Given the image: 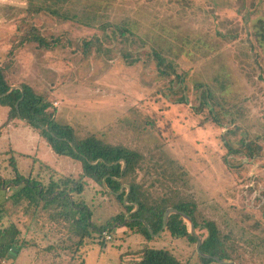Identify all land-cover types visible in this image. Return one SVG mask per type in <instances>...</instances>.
I'll use <instances>...</instances> for the list:
<instances>
[{"label": "rangeland", "instance_id": "374dc122", "mask_svg": "<svg viewBox=\"0 0 264 264\" xmlns=\"http://www.w3.org/2000/svg\"><path fill=\"white\" fill-rule=\"evenodd\" d=\"M260 19L264 0H0V62L11 64L13 86L44 96L56 123L71 127L78 140L95 136L135 155L127 186L139 183L152 202L214 220L222 236L233 238L228 249L242 257L239 264H264ZM120 30L125 37L112 36ZM37 34L59 45L47 50L26 39ZM154 51L172 64L169 72L158 69ZM206 94L210 106L202 103ZM7 115L0 103L2 180L15 178L14 167L25 180L44 183L54 172L80 177V163L56 154L28 122L1 128ZM249 144L255 153L247 152ZM91 186L83 200L75 195L91 213L85 237L77 236L83 225L75 235L67 233L68 222H57L65 230L53 222L58 235L41 243L46 252L35 261L22 255L18 264H117L121 252L144 245L167 249L185 264H217L201 261L196 244L168 231L148 239L117 223L112 233H100L121 207ZM13 187H0V225L11 216ZM197 233L208 236L202 226ZM18 254L10 251L6 264H17Z\"/></svg>", "mask_w": 264, "mask_h": 264}, {"label": "trees", "instance_id": "16d2710c", "mask_svg": "<svg viewBox=\"0 0 264 264\" xmlns=\"http://www.w3.org/2000/svg\"><path fill=\"white\" fill-rule=\"evenodd\" d=\"M56 1L60 2L62 0ZM52 14L58 15L57 12H52ZM72 19H76V16H73ZM257 29L256 32L259 42L261 45H264V19L259 20ZM127 32L126 30H120L116 35L113 33L112 36H116V39L118 35L125 37ZM26 39L29 41L35 40L40 44L41 48L47 50L57 48L59 45V40L55 39L51 42H47L46 39L39 34L32 35ZM154 52V58L156 59L158 69L163 73L169 72V70L173 68L172 64L162 56V53ZM127 57H131V55H126V58ZM135 62L136 60L132 57L128 61L130 64H134ZM5 63L6 61L3 63L0 62V96L9 92L10 88L14 85L9 81L7 76L11 64ZM20 87L23 92L21 89H16L0 98V103L6 105L8 108L7 120L1 128H6L13 122L19 121L18 116L20 115L23 120H27L28 124L35 128L38 134L47 141L56 154L66 155L78 161L81 165L82 172L78 179H74L70 175L65 177L60 176L54 172L50 181L44 183L41 181V177L37 180H25V177L21 176L17 172L16 167H14V179L7 181L0 178V187L2 186L3 189L8 187L9 184H12L14 189L17 188L16 192L9 197L12 200L11 216L8 220H3V222H1L2 225H0V264L7 261L10 257V251L19 249L20 247V230L17 224H15L14 217L12 216L18 209H22L25 215L30 211L32 212V215L28 217L30 222L25 225V229L42 230L44 234L41 237L42 239H40L41 241H37V244L36 240L23 239L21 243L22 248H35L37 245L39 248L41 243H46L47 245H44L48 246L49 240L51 239L50 236L55 237L58 235L52 231V229H54L53 222H56V229L63 230L66 229V226L58 224L57 222H68L70 230H67V233L71 231L75 235L74 227L83 225V232H80L77 236L81 239L85 237L86 230L90 226L91 213L87 212L86 204H83L84 201L75 200V195L79 197L83 195L86 190L88 193H92L94 187L91 186V183L101 187L102 193L106 195V197L114 198L121 207V211L110 218L105 226L100 228V233L105 230H109V232L112 233L111 228L114 224L118 223L128 228L131 231V235L141 234V236L152 239L143 221H145L152 229L153 233L156 234L162 228L163 217L166 210L174 208L191 216L196 228L202 226L208 231V236L204 239L201 246L202 253L216 256L221 260H232L238 264L240 263L242 257L235 255L236 253L234 251L230 252L228 249V245L232 243L233 238L231 237L230 239V234L222 236L223 233L214 220H203L200 222L197 216L194 218V215L186 210V206L181 205L179 207H173L165 206L163 203L159 202H152L153 200L151 201L149 194L142 190L139 183L132 182L128 185L130 187L129 191L125 188L121 194H118L121 187L127 184L128 179L132 176L134 170L137 169V157L124 149L102 144L95 136H89L86 137V139L78 140L71 127L60 126L56 123L54 113L49 109L51 104L44 96L36 94L28 85L24 84L20 85ZM22 97L23 99L21 100ZM208 97V94L204 95L202 103L210 106ZM18 102L19 105L16 107ZM239 149L240 148L233 150L230 148V152L238 155L240 154ZM255 150V147L251 146V144L247 147V152L252 151L255 153ZM119 161H125L126 168L124 171L122 170L123 164L117 163ZM14 164L15 162H13V165ZM125 196H127V203L138 205V209L134 213H132L135 210L134 206L125 205ZM80 199L83 200V198ZM130 213L132 214L129 219L133 221L127 222L126 216ZM0 217H2L1 214ZM263 228L261 230L264 231ZM63 230L60 232L63 233ZM165 231H168L174 237H185L192 244L197 243L196 239L190 235L187 223L177 214H173L169 217L168 226ZM45 235H47V237ZM239 240L241 242L244 241L241 237ZM80 248L81 247H79V249ZM237 257H239V259ZM198 258L207 263L215 262L213 260L204 259L199 255ZM117 264L185 263L167 249H155L144 245L135 250L121 252Z\"/></svg>", "mask_w": 264, "mask_h": 264}, {"label": "water", "instance_id": "95a60500", "mask_svg": "<svg viewBox=\"0 0 264 264\" xmlns=\"http://www.w3.org/2000/svg\"><path fill=\"white\" fill-rule=\"evenodd\" d=\"M16 89H21V90H22V88H21L20 86H13V87L9 90V92H7L6 94L0 96V98H2V97H4V96L8 95L9 93H11L12 91H14V90H16ZM22 92H23V90H22ZM22 99H23V97L21 98V100H22ZM18 105H19V102L16 104V107H18ZM18 118H19L21 121H23V122H26V123L28 122L27 120H23V119L21 118L20 115L18 116ZM117 163H122V164H123V168H122V170L124 171L125 168H126V163H125V161H119V162H117ZM117 163H116V164H117ZM124 187H126V188L128 189V191L130 190V187L127 186V185H125V186H122V187H121V190H120V192H119L118 194H121V193L124 191ZM124 203H125V205H132V206H134V207H135V210H134V211H136V210L138 209V205L127 203V196L124 197ZM173 214H177V215L181 216V217L183 218V220L187 223V225H188V227H189V233H190V235H191L193 238L196 239V242H197V243H196V250H197V253H198L199 256H201V257L204 258V259L213 260V261L217 262L218 264H235V263L232 262V261L221 260L220 258H218V257H216V256H211V255L204 254V253L201 252V246H202V244H203V242H204V239H203L202 236H200V235L197 233V228H196V226H195V223H194L192 217L189 216V215H187L185 212L179 211V210L174 209V208H169V209H167L166 212H165V214H164V217H163V225H162V228H161V230H160L158 233H156V234L153 233L152 229L149 227V225H148L145 221H143V224L145 225V227L147 228V230L149 231V233L151 234L152 237H157V236H160V235L165 231V229H166L167 226H168L169 217H170L171 215H173ZM128 220L133 221V220L129 219L128 217H126V221H128Z\"/></svg>", "mask_w": 264, "mask_h": 264}, {"label": "crops", "instance_id": "0c3cea01", "mask_svg": "<svg viewBox=\"0 0 264 264\" xmlns=\"http://www.w3.org/2000/svg\"><path fill=\"white\" fill-rule=\"evenodd\" d=\"M7 117H8V115H7ZM15 123H21V124L24 123L25 124L26 122H23V121H21L19 119V121L13 122L12 124L8 125V127L16 125ZM41 139H42V137H41ZM14 215H16V219H15L14 222H15V224H17V226H18V228L20 230V237H19V239H20V247H19V249H17L19 254L16 257L17 264L23 260L22 255H27V256L30 255L29 257H26L25 259H30L31 261H35L36 260V255L39 256V255L44 254L46 252V251L43 252V249L45 247L44 244L40 245L39 248L37 247L38 245L35 248L34 247H30V248L23 247L22 248L21 247V243L23 242V239L26 238L28 240H31V239L32 240H36V244H37L38 243L37 241H40V239H42L41 238L42 235H44L43 231L42 230H38V229H30V230H28V228L25 229V225H27V223L30 222V220H28V217H30L32 215L31 211L27 215H25L23 213L22 209H18L14 213ZM45 236L47 237V235H45ZM50 238L52 239L53 237L50 236ZM33 255H35V257L32 259Z\"/></svg>", "mask_w": 264, "mask_h": 264}, {"label": "built area", "instance_id": "2783aa9c", "mask_svg": "<svg viewBox=\"0 0 264 264\" xmlns=\"http://www.w3.org/2000/svg\"><path fill=\"white\" fill-rule=\"evenodd\" d=\"M103 236L106 238V239H110V235L107 233H104ZM1 264H6V262H2Z\"/></svg>", "mask_w": 264, "mask_h": 264}]
</instances>
